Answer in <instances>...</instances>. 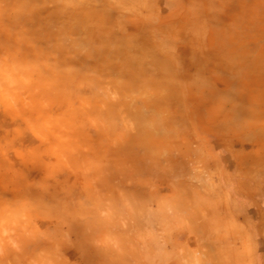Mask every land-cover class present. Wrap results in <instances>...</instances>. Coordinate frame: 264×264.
<instances>
[{
    "label": "clouds",
    "instance_id": "9594fccd",
    "mask_svg": "<svg viewBox=\"0 0 264 264\" xmlns=\"http://www.w3.org/2000/svg\"><path fill=\"white\" fill-rule=\"evenodd\" d=\"M262 237L264 0H0V264H264Z\"/></svg>",
    "mask_w": 264,
    "mask_h": 264
},
{
    "label": "rangeland",
    "instance_id": "374dc122",
    "mask_svg": "<svg viewBox=\"0 0 264 264\" xmlns=\"http://www.w3.org/2000/svg\"><path fill=\"white\" fill-rule=\"evenodd\" d=\"M255 215H256V214L253 213L254 218H255ZM261 240H262V242H264V237H262ZM261 250L264 251V247H262Z\"/></svg>",
    "mask_w": 264,
    "mask_h": 264
}]
</instances>
